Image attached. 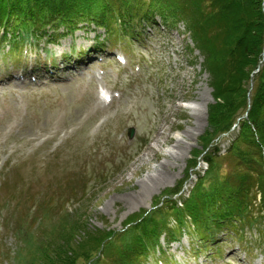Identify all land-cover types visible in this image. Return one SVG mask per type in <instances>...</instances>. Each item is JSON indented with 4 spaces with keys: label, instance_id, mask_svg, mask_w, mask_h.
Wrapping results in <instances>:
<instances>
[{
    "label": "rangeland",
    "instance_id": "1",
    "mask_svg": "<svg viewBox=\"0 0 264 264\" xmlns=\"http://www.w3.org/2000/svg\"><path fill=\"white\" fill-rule=\"evenodd\" d=\"M162 24L146 23L132 36H111L114 42L102 29L79 24L72 34L59 29L62 36L46 44L51 31L45 28L43 39H31L32 56L41 65L54 58L56 68L66 57L65 65L77 69H56L45 84L0 75V264H39L49 253L46 241L64 240L61 235L51 239L52 232L72 212L84 219L83 236L119 232L136 214L150 211L165 191L175 190L174 200L188 197L208 171L207 159L222 161L231 136L247 117L235 120L203 149L213 133L208 122V106L215 103L210 74L183 24ZM6 52L0 45V67L8 62ZM112 52L123 54L126 64L119 65L108 55ZM86 54L93 59L85 66ZM102 89L112 97L103 106L98 102ZM130 127L134 132L128 138ZM178 138L181 151L175 152ZM192 161L194 167L188 169ZM222 162L221 171L226 169ZM160 166L163 174L144 187ZM134 194H142L139 202L128 203ZM257 227L244 232L246 248L236 236L221 235L200 253L186 236L168 244L160 237L143 264H264ZM216 248L220 256L207 254ZM105 254L100 264L115 263L116 255ZM85 263L84 258L78 261Z\"/></svg>",
    "mask_w": 264,
    "mask_h": 264
},
{
    "label": "trees",
    "instance_id": "2",
    "mask_svg": "<svg viewBox=\"0 0 264 264\" xmlns=\"http://www.w3.org/2000/svg\"><path fill=\"white\" fill-rule=\"evenodd\" d=\"M153 15L185 25L210 74L215 103L208 106V122L213 133L203 149L246 114L221 158L226 169L221 171L222 161L207 159L209 169L188 199L177 205L170 198L175 190L165 191L150 211L136 214L119 232L83 236L84 219L67 214L51 237L64 240L46 241L49 253L39 264H78L83 258L87 264H100L105 253L108 258L116 255L113 264H141L161 236L173 238L184 228L203 245L218 231L239 234L258 225L257 243L264 245V0H0V41L19 32L38 38L45 28L68 33L79 24L102 29L109 37L131 35ZM112 242L118 247L106 250Z\"/></svg>",
    "mask_w": 264,
    "mask_h": 264
},
{
    "label": "bare ground",
    "instance_id": "3",
    "mask_svg": "<svg viewBox=\"0 0 264 264\" xmlns=\"http://www.w3.org/2000/svg\"><path fill=\"white\" fill-rule=\"evenodd\" d=\"M98 102H99V104L100 105H104V103H103V100H98ZM190 105V106H189ZM189 105H188V107H189V109H191L192 107H193V105H191L190 103H189ZM196 117V119H197V117L198 116H195ZM194 122V121H193ZM197 121H195L193 124L196 126L197 125ZM181 140V138H178V140H176V144H175V147H176V149L174 148V150H175V152L176 151H178L179 150V152L181 151V147H179V145H180V141ZM179 144V145H178ZM178 153V152H177ZM167 155H168V157H170V158H173L174 156H173V152L171 151V150H168L167 151ZM168 161H169V159H168ZM172 161V160H171ZM130 171L129 172H131V171H133L134 170V164H132L131 165V168L129 169ZM156 174L157 175H154V176H151L150 178H148L146 181H144L143 182V186L144 187H146V188H150V186L154 183V182H156L157 180H158V178H159V176H161L162 174H163V170H162V166H160V167H158V168H156ZM145 188V189H146ZM174 194H172L171 196H170V198L173 196ZM142 196V194H134L133 196H130V197H128L127 198V202L128 203H130V204H137L138 202H139V198ZM162 200V199H161ZM177 205H180V199L178 198V200H174V199H172Z\"/></svg>",
    "mask_w": 264,
    "mask_h": 264
},
{
    "label": "water",
    "instance_id": "4",
    "mask_svg": "<svg viewBox=\"0 0 264 264\" xmlns=\"http://www.w3.org/2000/svg\"><path fill=\"white\" fill-rule=\"evenodd\" d=\"M258 70V68H256L254 71L256 72ZM253 71V72H254ZM251 85V84H250ZM133 132H134V130H133V128H128V130H127V136H128V138H131L132 137V135H133Z\"/></svg>",
    "mask_w": 264,
    "mask_h": 264
}]
</instances>
